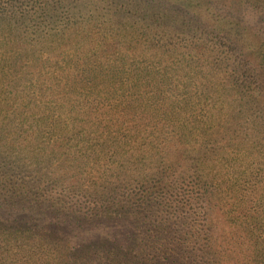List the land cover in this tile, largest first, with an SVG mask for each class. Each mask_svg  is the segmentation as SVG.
<instances>
[{
    "label": "trees",
    "instance_id": "1",
    "mask_svg": "<svg viewBox=\"0 0 264 264\" xmlns=\"http://www.w3.org/2000/svg\"><path fill=\"white\" fill-rule=\"evenodd\" d=\"M224 1L0 0V264H264V0Z\"/></svg>",
    "mask_w": 264,
    "mask_h": 264
},
{
    "label": "rangeland",
    "instance_id": "2",
    "mask_svg": "<svg viewBox=\"0 0 264 264\" xmlns=\"http://www.w3.org/2000/svg\"><path fill=\"white\" fill-rule=\"evenodd\" d=\"M222 4L226 5V6H229V3L227 0H225ZM263 25H264V22H263ZM111 239H114V235L111 237Z\"/></svg>",
    "mask_w": 264,
    "mask_h": 264
}]
</instances>
